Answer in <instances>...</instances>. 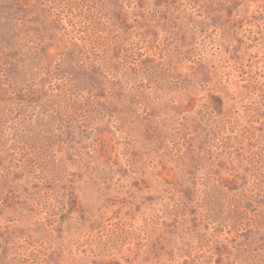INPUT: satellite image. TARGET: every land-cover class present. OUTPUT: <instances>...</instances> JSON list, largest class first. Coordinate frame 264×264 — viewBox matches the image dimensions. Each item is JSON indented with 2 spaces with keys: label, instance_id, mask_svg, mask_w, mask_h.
Returning <instances> with one entry per match:
<instances>
[{
  "label": "rangeland",
  "instance_id": "374dc122",
  "mask_svg": "<svg viewBox=\"0 0 264 264\" xmlns=\"http://www.w3.org/2000/svg\"><path fill=\"white\" fill-rule=\"evenodd\" d=\"M0 264H264V0H0Z\"/></svg>",
  "mask_w": 264,
  "mask_h": 264
}]
</instances>
